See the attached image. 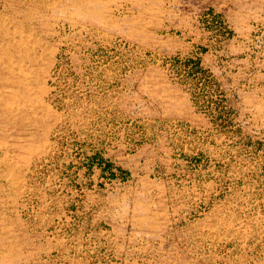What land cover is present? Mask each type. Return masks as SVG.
<instances>
[{
  "label": "rangeland",
  "instance_id": "obj_1",
  "mask_svg": "<svg viewBox=\"0 0 264 264\" xmlns=\"http://www.w3.org/2000/svg\"><path fill=\"white\" fill-rule=\"evenodd\" d=\"M0 264H264V0H0Z\"/></svg>",
  "mask_w": 264,
  "mask_h": 264
},
{
  "label": "trees",
  "instance_id": "obj_2",
  "mask_svg": "<svg viewBox=\"0 0 264 264\" xmlns=\"http://www.w3.org/2000/svg\"><path fill=\"white\" fill-rule=\"evenodd\" d=\"M186 62H187V66L189 65V63H192V65L188 69L190 72H192L193 74H196V73L204 74L203 69H201V67H199L198 60L191 61L189 59ZM85 164H86V167L88 168V170H91L93 168V166H96L97 168H99L101 170V172L103 174H105V172H108L109 177H115L117 175L113 171L114 166L111 163V161L107 158H104L99 151H95L92 154L87 155L86 160H85ZM118 170H121V169H119V167H118Z\"/></svg>",
  "mask_w": 264,
  "mask_h": 264
}]
</instances>
